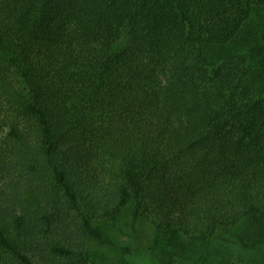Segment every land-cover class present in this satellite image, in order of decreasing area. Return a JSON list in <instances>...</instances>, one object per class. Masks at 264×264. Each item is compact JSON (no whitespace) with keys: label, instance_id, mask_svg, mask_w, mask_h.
<instances>
[{"label":"trees","instance_id":"obj_1","mask_svg":"<svg viewBox=\"0 0 264 264\" xmlns=\"http://www.w3.org/2000/svg\"><path fill=\"white\" fill-rule=\"evenodd\" d=\"M0 264H264V0H0Z\"/></svg>","mask_w":264,"mask_h":264},{"label":"rangeland","instance_id":"obj_2","mask_svg":"<svg viewBox=\"0 0 264 264\" xmlns=\"http://www.w3.org/2000/svg\"><path fill=\"white\" fill-rule=\"evenodd\" d=\"M143 230H144V233H142L141 235L137 236V242L139 244L140 247H144L146 246V244L148 243V240L150 238V230L146 227L143 226ZM125 232H126V229H125ZM128 232V231H127ZM122 239L123 240H126V241H129L130 240V237H127V236H122ZM142 259L140 257V254L138 251H135L134 252V259H135V263H136V260L138 259Z\"/></svg>","mask_w":264,"mask_h":264}]
</instances>
